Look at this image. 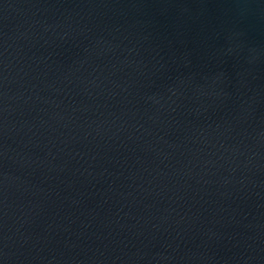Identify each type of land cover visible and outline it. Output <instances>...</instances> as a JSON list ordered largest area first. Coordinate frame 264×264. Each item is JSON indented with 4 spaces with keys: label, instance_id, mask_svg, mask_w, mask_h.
Segmentation results:
<instances>
[{
    "label": "water",
    "instance_id": "1",
    "mask_svg": "<svg viewBox=\"0 0 264 264\" xmlns=\"http://www.w3.org/2000/svg\"><path fill=\"white\" fill-rule=\"evenodd\" d=\"M0 264H264V0H0Z\"/></svg>",
    "mask_w": 264,
    "mask_h": 264
}]
</instances>
